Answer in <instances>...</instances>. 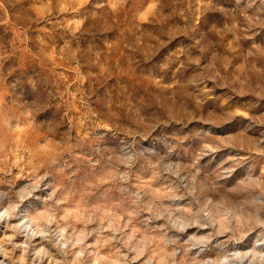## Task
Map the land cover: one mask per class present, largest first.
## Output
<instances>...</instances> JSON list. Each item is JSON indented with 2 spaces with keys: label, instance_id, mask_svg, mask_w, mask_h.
Here are the masks:
<instances>
[{
  "label": "rangeland",
  "instance_id": "374dc122",
  "mask_svg": "<svg viewBox=\"0 0 264 264\" xmlns=\"http://www.w3.org/2000/svg\"><path fill=\"white\" fill-rule=\"evenodd\" d=\"M0 264H264V0H0Z\"/></svg>",
  "mask_w": 264,
  "mask_h": 264
}]
</instances>
